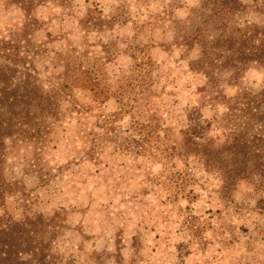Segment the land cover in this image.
Listing matches in <instances>:
<instances>
[{
	"label": "rangeland",
	"instance_id": "1",
	"mask_svg": "<svg viewBox=\"0 0 264 264\" xmlns=\"http://www.w3.org/2000/svg\"><path fill=\"white\" fill-rule=\"evenodd\" d=\"M195 2L48 0L33 10L43 88L70 80L75 62L97 76L103 99L75 87V102L87 107L79 111L70 90L58 92L61 113L47 139L7 142L3 173L15 184L0 216H54L51 246L77 264H264V213L250 186L240 182L223 200L214 173L178 155L205 75L189 68L193 54L174 43L173 24ZM93 4L105 21L83 29L78 19ZM23 20L17 4L0 0V30ZM239 82L264 86V66ZM200 114L212 117L207 106Z\"/></svg>",
	"mask_w": 264,
	"mask_h": 264
},
{
	"label": "trees",
	"instance_id": "2",
	"mask_svg": "<svg viewBox=\"0 0 264 264\" xmlns=\"http://www.w3.org/2000/svg\"><path fill=\"white\" fill-rule=\"evenodd\" d=\"M10 1L23 11L24 20L11 30H0V205L15 184L3 173L7 142L40 144L47 139L61 113L58 92L70 90L74 106L75 87L88 90L96 101L103 99L97 76L75 62L70 64V80L43 88L41 50L29 36L38 25L33 10L48 0ZM78 21L88 30L92 23L102 26L105 19L93 4ZM173 30L174 43L193 54L189 68L205 75L195 104L186 112L187 123L179 130L178 155L186 161L192 157L214 173L223 200L230 199L240 182L247 183L256 194V208L264 213V86L252 89L239 82L252 65L264 66V0H196L183 19L175 20ZM151 70L148 65L145 77H151ZM78 106L79 111L87 109ZM206 106L212 111L210 119L200 114ZM57 227L54 216L40 212L0 216V264H77L51 246Z\"/></svg>",
	"mask_w": 264,
	"mask_h": 264
}]
</instances>
